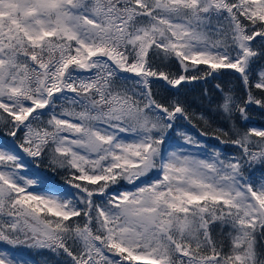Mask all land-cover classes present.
Segmentation results:
<instances>
[{
	"label": "snow or ice",
	"instance_id": "1",
	"mask_svg": "<svg viewBox=\"0 0 264 264\" xmlns=\"http://www.w3.org/2000/svg\"><path fill=\"white\" fill-rule=\"evenodd\" d=\"M253 107L264 0H0V264H264Z\"/></svg>",
	"mask_w": 264,
	"mask_h": 264
},
{
	"label": "trees",
	"instance_id": "2",
	"mask_svg": "<svg viewBox=\"0 0 264 264\" xmlns=\"http://www.w3.org/2000/svg\"><path fill=\"white\" fill-rule=\"evenodd\" d=\"M173 71H176V67L173 66L172 68ZM224 81L225 82H231L229 84V86L231 87H236L238 88V84L236 83V81H234L231 77H224ZM219 81H211L208 84H204L203 82H196L193 85H189L188 87H186L185 89H183V91L187 94V98L189 100H199V97L202 95L203 90L204 89H212L213 85L215 83H217ZM162 94L167 95V93H163ZM194 108H196L198 111H206V106H201L199 105V103L194 104L193 105ZM216 124L217 125H222V126H226L223 124L222 121H220L219 119H216ZM185 126L187 127V129L192 132L193 134L198 135L197 129L196 128H192L190 125H187L185 123ZM198 126L202 127V125ZM215 126V125H214ZM246 127H256V128H264V111L259 110L258 108L253 107L250 112H249V121L246 122L245 124ZM205 131L211 133L212 129L211 128H207L204 127ZM202 140H205L208 144H216L218 145V142L214 139L211 138V136L208 137H201ZM219 147H221L224 152L226 153H232L235 151V149L230 146V145H218ZM44 171L48 172L49 175H52V173L50 171H48L46 168L43 169ZM259 174V173H257ZM56 180L58 183H62V181L60 180L59 176L56 177ZM23 251H28L26 249H23ZM29 255L32 257V259H34L38 264H45V261L47 259H50L48 257V255L46 253H35V252H29Z\"/></svg>",
	"mask_w": 264,
	"mask_h": 264
},
{
	"label": "rangeland",
	"instance_id": "3",
	"mask_svg": "<svg viewBox=\"0 0 264 264\" xmlns=\"http://www.w3.org/2000/svg\"><path fill=\"white\" fill-rule=\"evenodd\" d=\"M185 128L187 129V127L185 126ZM188 130V129H187ZM189 131V130H188ZM21 251H23V249H21ZM36 264H38L37 262H36Z\"/></svg>",
	"mask_w": 264,
	"mask_h": 264
}]
</instances>
